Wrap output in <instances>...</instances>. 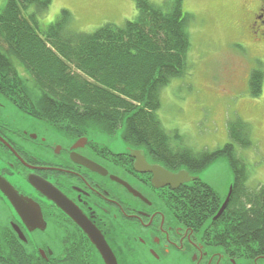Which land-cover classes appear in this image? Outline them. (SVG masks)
I'll use <instances>...</instances> for the list:
<instances>
[{
    "label": "flooded vegetation",
    "instance_id": "af4514ba",
    "mask_svg": "<svg viewBox=\"0 0 264 264\" xmlns=\"http://www.w3.org/2000/svg\"><path fill=\"white\" fill-rule=\"evenodd\" d=\"M235 2L243 42L264 57V0ZM8 102L0 90V264H245L206 158L171 163ZM148 166L189 176L164 183Z\"/></svg>",
    "mask_w": 264,
    "mask_h": 264
},
{
    "label": "trees",
    "instance_id": "16d2710c",
    "mask_svg": "<svg viewBox=\"0 0 264 264\" xmlns=\"http://www.w3.org/2000/svg\"><path fill=\"white\" fill-rule=\"evenodd\" d=\"M52 2L8 0L0 9V90L8 101L85 132L114 136L121 131L125 141L171 163L206 158L204 169L226 156L234 187L221 231L233 245L239 235L245 260L262 258L264 185H247L249 169L237 151L254 145L251 124L232 120L223 148L197 150L176 142L158 115L163 88L183 77L188 66L191 15L184 1L136 0L135 19L122 26L106 23L92 33L75 29L72 13L63 9L39 32L40 16ZM263 81L262 65L250 73L253 97L261 95Z\"/></svg>",
    "mask_w": 264,
    "mask_h": 264
},
{
    "label": "rangeland",
    "instance_id": "374dc122",
    "mask_svg": "<svg viewBox=\"0 0 264 264\" xmlns=\"http://www.w3.org/2000/svg\"><path fill=\"white\" fill-rule=\"evenodd\" d=\"M7 1L0 0V9ZM183 1L184 11L191 15L188 66L183 77L163 88L158 115L176 142L197 150L223 148L230 141V121L249 122L254 145L237 151L249 169L247 185L258 188L264 185V81L261 95L253 97L249 77L253 69L262 67L264 57L242 40L236 0ZM63 9L72 13L74 28L86 33L106 23L122 26L138 13L136 0H53L40 16L39 32L59 19ZM114 136L122 146L121 131ZM206 168V180L222 195L227 193L234 179L228 158L222 156Z\"/></svg>",
    "mask_w": 264,
    "mask_h": 264
},
{
    "label": "water",
    "instance_id": "95a60500",
    "mask_svg": "<svg viewBox=\"0 0 264 264\" xmlns=\"http://www.w3.org/2000/svg\"><path fill=\"white\" fill-rule=\"evenodd\" d=\"M147 170L148 171H152V172L155 173V180L158 181V180L163 179L162 182H164V183H168V182L169 183H172L173 180H176L178 178H181L182 179L184 177L183 176L184 174L186 176H189V174H187V172H183L182 171V172L176 174V173L169 172L168 170H165L164 168H162L160 166H148L147 167ZM193 178H197V177H193ZM233 187H234V185L232 183L231 186L229 187V192H228L227 198L224 201V203H223L220 211L218 212L217 216H219L226 209L227 205L229 204V202L231 200V196L233 194ZM251 261L253 262L254 260H251ZM261 262L264 263V261H261Z\"/></svg>",
    "mask_w": 264,
    "mask_h": 264
}]
</instances>
